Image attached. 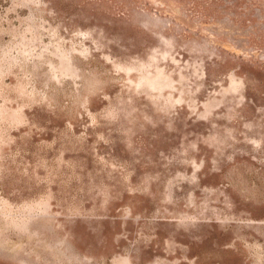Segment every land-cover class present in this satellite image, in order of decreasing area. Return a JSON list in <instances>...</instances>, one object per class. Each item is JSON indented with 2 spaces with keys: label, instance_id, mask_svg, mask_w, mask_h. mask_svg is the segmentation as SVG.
<instances>
[{
  "label": "rangeland",
  "instance_id": "1",
  "mask_svg": "<svg viewBox=\"0 0 264 264\" xmlns=\"http://www.w3.org/2000/svg\"><path fill=\"white\" fill-rule=\"evenodd\" d=\"M0 264H264V0H0Z\"/></svg>",
  "mask_w": 264,
  "mask_h": 264
}]
</instances>
